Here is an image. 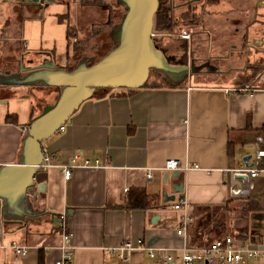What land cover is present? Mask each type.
<instances>
[{"label":"crops","instance_id":"0c3cea01","mask_svg":"<svg viewBox=\"0 0 264 264\" xmlns=\"http://www.w3.org/2000/svg\"><path fill=\"white\" fill-rule=\"evenodd\" d=\"M221 9L218 6L221 15L206 20L217 46L196 52L200 57L214 56L208 60L210 66L203 63L198 74L189 73L178 84L147 80L135 88L98 91L43 141L52 156L36 173V182L43 185L29 192L20 218L0 224V264H56L63 244L58 215L63 211L73 250L70 264H180L184 249L201 248L228 233L264 248V174L247 178L244 185L251 193L238 196L230 192L226 170L253 152L257 136L263 138L264 148V85L239 87L251 82L249 67L243 71L237 67L243 35L227 24L228 8ZM259 11L261 15L260 4ZM237 26L241 30V24ZM3 29L0 60L6 54L12 58L21 47L26 64L41 50H49L58 66L67 64V56L59 60L53 47L29 44L34 42L32 33ZM66 40L68 44L67 33ZM197 41L201 44L199 37ZM229 44L238 46L239 54L229 52ZM44 88L0 84V165L17 161L29 122L44 104L52 103L55 94L45 95ZM75 154L66 179L62 165ZM169 158L178 159L180 167L165 168ZM139 190L149 200L134 207L130 192ZM180 199L183 207L172 208ZM181 213L190 219L185 233L177 234ZM137 238L155 252L170 253L172 262H161L147 249L131 251L127 260L111 251L123 240ZM12 241L27 246V253L15 254ZM231 264H264V256Z\"/></svg>","mask_w":264,"mask_h":264},{"label":"water","instance_id":"95a60500","mask_svg":"<svg viewBox=\"0 0 264 264\" xmlns=\"http://www.w3.org/2000/svg\"><path fill=\"white\" fill-rule=\"evenodd\" d=\"M118 2L124 5L125 11L110 32L116 44L97 60L90 62V57L88 60L83 56L74 67L67 69L56 64L49 50H41L35 52L36 59H28V64L21 55L19 70L0 71V84L55 87L58 91L57 98L44 104L29 122L17 161L0 165V224L20 218L29 192L34 187L41 189L43 182H36V173L41 168L43 141L69 121L81 102L103 89L139 87L147 82L151 70L160 72L170 84H178L188 77L189 66L172 63L153 42L158 0ZM260 6V16H264V0ZM250 155L246 154L244 159ZM236 177L247 179L245 173H238ZM174 187L180 190L181 184Z\"/></svg>","mask_w":264,"mask_h":264},{"label":"rangeland","instance_id":"374dc122","mask_svg":"<svg viewBox=\"0 0 264 264\" xmlns=\"http://www.w3.org/2000/svg\"><path fill=\"white\" fill-rule=\"evenodd\" d=\"M233 1L220 2L218 6L222 8V11L224 8H230ZM259 1L240 0L241 3L238 10L235 11L236 13L227 11L230 14H239L241 18L237 22L238 25L241 24L243 35L241 52L240 54L239 50L232 52L235 51L241 56L236 60L240 63L237 67H240L242 71L246 69V66L249 67L248 70L250 69V77L247 81L251 80V82L241 85L242 88L254 87L251 84L264 85V16H260ZM106 7H109V11L111 9L110 26L100 23L109 13L105 10ZM123 12V6L118 0H0V29H16L24 33H32L34 42L28 41L27 38L26 42L53 47L59 60L65 61V56H67L68 62L65 68L71 69L83 56H86L88 60L90 57V62H93L116 44L111 38L110 30L120 21ZM215 14L221 15L219 12H214ZM56 18L63 20V24L58 23ZM68 22L71 23V27H67ZM227 24L229 25V22ZM152 31L159 39V44L166 47L167 57L176 62L192 59V75L198 74L202 70L203 63L210 66L211 60L215 59L214 56H197L196 52L200 44H195V40H193L190 49L187 48L184 39L179 42L172 41L174 37L168 33L172 30L164 28L159 30L154 23ZM160 31L164 33L160 34ZM66 33L69 36L68 44ZM195 36L198 39L199 35ZM247 36L250 39L249 43H247ZM254 38L256 41L253 40ZM20 49L22 48L19 47L12 58L7 54L3 56V59L1 58L0 65L3 68L0 71L19 70ZM7 66L12 68H7ZM148 81L150 83H168L162 74L155 70H151ZM24 87L39 88L40 86ZM44 94H55L54 98L51 97L53 102L58 96V91L55 87H45ZM250 149L252 150L253 147ZM236 182L240 183V180H236Z\"/></svg>","mask_w":264,"mask_h":264},{"label":"built area","instance_id":"2783aa9c","mask_svg":"<svg viewBox=\"0 0 264 264\" xmlns=\"http://www.w3.org/2000/svg\"><path fill=\"white\" fill-rule=\"evenodd\" d=\"M186 30H182L181 34L186 35ZM154 31H152V36ZM241 89H247L246 87H241ZM238 87V88H239ZM60 128H63V125H60ZM27 126L23 127L25 131ZM263 141L261 136H257L254 140L255 149L251 153L249 159H245L242 164L237 167H228L226 170L230 173L229 185L230 192L232 195L238 196H248L251 193V188L245 186L244 184L247 181H244L242 178L236 177L238 173H245L247 178H252L257 176L260 173L264 174V148L260 147V143ZM43 158L41 163V168L47 166L51 159V154L42 149ZM78 154H75L70 162L62 165V174L64 178L68 179L72 174L73 165ZM88 160H84V164H87ZM164 167L167 169H175L180 167L178 159L169 158L165 161ZM147 176H151L150 172H147ZM264 176V175H263ZM236 180H240V183L236 185ZM185 204L183 199H180L177 202L172 204V208L180 209ZM61 223L60 226L63 229L62 239L63 244L61 245V256L56 260V264H70L72 261L73 250L70 244V232L66 230V211L61 212L58 215ZM190 219V216L186 213H181L179 216V226L176 229L177 234H184L186 229L187 221ZM15 254L25 255L27 253V246L21 245L15 241H12L10 244ZM135 249H147L150 256H157L161 262L170 263L172 262V255L165 250H158L155 252L152 248L148 247L143 239H125L120 242L119 245L111 248V251L118 255L121 260H127L128 255L131 251ZM263 255L264 248L258 244H252L247 242L242 236L228 233L221 237L214 238L207 245L198 248V249H184L181 254L180 264H196L197 262H208V263H224L231 264L235 263H246L250 258Z\"/></svg>","mask_w":264,"mask_h":264},{"label":"flooded vegetation","instance_id":"af4514ba","mask_svg":"<svg viewBox=\"0 0 264 264\" xmlns=\"http://www.w3.org/2000/svg\"><path fill=\"white\" fill-rule=\"evenodd\" d=\"M161 1L163 0H158V6ZM164 1H166V3H168L170 6V16H171L172 27L169 30H172V31H169L168 33L170 35H173L174 38L178 40L177 42L184 39L186 41L187 48L189 47L191 49L193 40L196 41L195 44H198V41L195 36L198 34L199 39L201 41V44L199 45V47H205L209 49L211 47L217 46L215 42V38L210 34L206 20H207V17H209L210 15L215 16L216 14L214 15V12L218 13V4H220V2L221 3L228 2V0H164ZM234 1L231 2L230 8H228V12L230 11V9H231V12L238 10L237 8L239 7L241 2L240 0H234ZM261 1L262 0L259 1V4L261 3ZM122 6L125 11V7L123 4ZM105 10L109 11V7H106ZM155 17L156 16H154V20H155ZM225 17L227 21L230 24H232V26H234L233 32L236 33L238 31H241L240 28L237 26V22H239L241 19L239 14H233V15L227 14ZM110 20H111V9L108 15L106 16V18L103 21H100V23H103L105 25L107 24L110 26L111 25ZM154 23L156 25V21H154ZM158 28L159 30L163 29L160 26ZM182 30H186L185 32L186 35L181 34ZM163 33L164 32L160 31V34H163ZM153 42L156 46L161 48L163 51H166V47L159 44V39L157 38V36H155V34H153ZM239 46H241V44ZM234 47H236L235 44H229L228 51L231 52L233 50H236ZM170 60L172 63L187 64L190 68L189 73L192 74L191 70H192L193 62L191 58L186 59L185 61H182V62H176L173 59H170Z\"/></svg>","mask_w":264,"mask_h":264},{"label":"trees","instance_id":"16d2710c","mask_svg":"<svg viewBox=\"0 0 264 264\" xmlns=\"http://www.w3.org/2000/svg\"><path fill=\"white\" fill-rule=\"evenodd\" d=\"M156 25L159 27H162L164 29H170L172 27V22H171V16H170V6L166 1H161L157 10H156ZM11 115L9 114L7 116V119ZM144 191H133L130 192V197L129 200L133 204L134 207H140L143 206L141 205V202H147L149 200V197L143 193Z\"/></svg>","mask_w":264,"mask_h":264}]
</instances>
